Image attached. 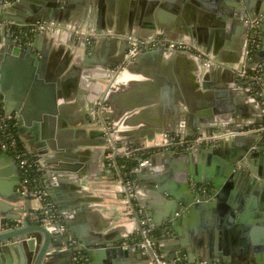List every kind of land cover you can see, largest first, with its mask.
Listing matches in <instances>:
<instances>
[{
    "label": "crops",
    "instance_id": "1",
    "mask_svg": "<svg viewBox=\"0 0 264 264\" xmlns=\"http://www.w3.org/2000/svg\"><path fill=\"white\" fill-rule=\"evenodd\" d=\"M44 1L24 0L15 7L14 0H0V18L7 22L29 24L26 21L33 20L39 11H43ZM147 1L64 0L67 13L63 14L62 21L67 26H74L75 32L79 30L76 33L73 31V39L82 36L92 38L95 33L104 32L99 34L101 37L95 35L99 39L103 38L102 36L107 37L106 41L101 42L97 53L68 44L71 41L64 30L57 38L53 33L47 36L33 34L17 38L1 26L0 50L9 34L24 44H30L35 40L37 46L34 47V51L38 60L42 62L43 52L47 57L43 66L38 61L34 69L29 63L19 66L12 63L3 64V59H0V71L9 67L10 72L12 70V77L16 76L28 85L27 95L20 110L28 116L40 111L42 116L31 117L33 119L28 122L20 120L15 105H10L12 111L7 115L9 114L16 126L21 149L36 158L41 173L36 187L45 188L48 184L47 176L57 183L55 198L62 209L54 204L49 194L48 197L59 217V222L66 227L68 236L77 242L75 235L69 230L68 222L74 225L73 233L78 232L80 235L85 233L90 236L110 232L118 239L128 233L133 234V237L141 236L142 230L152 228L155 229V234L150 237L157 240L154 246L158 248L160 245L158 240H161L172 258L177 255L174 259L176 264H198L200 262L196 261L200 257L199 253H189L184 248L172 246V238L177 235L173 230L165 236L160 227H151L162 219L161 215L168 203L166 195H158L160 186L158 178L169 186L175 184L180 157L170 160L165 158L164 154L172 151L157 150L150 155L151 169H139L136 173L127 169L131 159L116 155L114 144L124 148L126 146L155 148L167 143L168 137L175 138L176 133H164L162 130L155 132L154 128H169L176 125L179 129L180 122L177 124L173 114L176 109L184 108L180 95L184 97L183 100L189 101L192 84L193 90H196L195 76L198 63L202 68L198 73L200 80L206 72L209 73L206 80L208 88L201 86L200 91L206 94L210 92L212 102L221 105L229 121L240 123V120L244 122L254 120L258 115L253 113V109L258 105L248 96V89H251L252 95L264 96V0H149V3ZM229 1L239 2V8L245 12L244 15L252 13L257 17L253 20L248 19L247 25L243 16L239 17L234 10L231 13L232 6H229ZM252 21H256L257 24L258 40L249 54L248 39ZM147 24L155 26L156 33L152 34L154 35L152 38L169 39V36L163 34L173 36L176 33L177 37L172 40L193 45L196 52H189L191 56L165 52L155 57H144L134 65L136 60L128 57L130 43L127 36L138 37L139 34L150 36L149 32L153 30ZM113 37L116 39H112ZM65 38H68L66 42L63 41ZM122 54L124 61L118 63L117 69L109 70L100 65L105 62L107 66V61L115 60ZM201 60L204 62L201 63ZM207 60L215 62L214 67L218 65L220 67L206 66ZM248 64H252L250 70L260 66L256 80L241 78L238 75L239 68L243 65L248 67ZM120 68L125 78L126 103L130 106L127 107L128 112L125 114L128 118L126 126L114 127L109 115L104 114L105 108L103 114L98 108L100 100L109 90L108 84L113 83V77ZM98 74L113 76L107 81L99 78L101 75ZM0 106L5 110L4 104ZM262 117L264 118V112L258 116ZM107 124L111 128L110 135L105 127ZM255 126L263 127L264 124ZM51 128H54V131H51ZM133 134H137V137ZM110 136L113 140H110ZM263 136L264 131L261 136L250 132L246 134L244 140L233 138L224 142L230 149L234 148L233 150L238 152L248 147L250 153L239 165L245 167L246 173L240 174L237 184L229 190L226 201L229 209L224 218L220 220L217 214L212 213L214 218L211 221L217 225L221 223L222 229L216 228L215 232L205 227L202 232L208 244L216 241H222L223 244L224 237L225 235L228 237L229 232L236 235L228 237V241L236 238L241 243L243 239H249L250 242L253 239L254 245L251 244L250 248L251 251L255 250L261 263H264V155H262L264 152H259L253 145L260 146L264 141ZM208 156L211 157L202 152L195 153L191 162L208 165ZM133 158L135 165L141 157L137 155ZM18 170L20 183L14 190L19 195H26V198L14 197L10 177L0 173V190L7 196L6 199L0 198L4 202V206L0 207V234L12 232L13 226L16 228L26 226L27 217L30 218V223L35 225L36 212H43V200L29 196L30 200L23 192L21 172ZM132 172L139 176H133ZM128 182L132 186L130 189L133 194L128 188L130 186ZM248 188L249 190H246ZM235 215L238 217L234 218ZM7 216H15V220H8L4 224L2 220ZM245 229L249 230L242 234V230ZM36 235L37 232L15 240L19 242V246L22 244L20 248L24 251V248H28L26 240L31 237H36V247L40 246V237ZM15 240L0 242V248L3 249L0 250V264H23L24 256L19 246L14 244L8 248L7 244ZM179 252H183L182 258L179 257ZM190 255L194 262L189 259ZM89 263L94 264V261ZM95 264L151 263L149 260L137 261L135 257L117 255L112 259L107 257L99 259Z\"/></svg>",
    "mask_w": 264,
    "mask_h": 264
},
{
    "label": "water",
    "instance_id": "2",
    "mask_svg": "<svg viewBox=\"0 0 264 264\" xmlns=\"http://www.w3.org/2000/svg\"><path fill=\"white\" fill-rule=\"evenodd\" d=\"M2 1V0H1ZM15 7L19 4L24 2V0H14ZM149 3V0L147 1ZM232 6L231 13L233 10L237 13L239 17L245 19V23L248 25V19H255V16L252 13H248L244 15L239 6L240 3H232L228 2ZM227 3V4H228ZM48 4V5H47ZM43 11H39L35 16L34 19L31 21H26V23H35L39 20H56L57 22L64 24L62 21L63 14L67 13V5L66 3L60 0H45L43 4ZM250 12V11H249ZM263 12V11H262ZM156 21L158 23V15L156 17ZM150 27L151 34L143 35L139 34L138 37L143 39H151L154 35L155 26L152 24H147ZM72 28H75L72 26ZM63 30L60 28H56L50 32H41L37 33L36 35L47 36V34L53 33L54 37L57 36ZM66 32L69 42L68 44H73L74 46H79L94 53H97L101 42L106 41L107 37L102 36L100 38L99 34L104 32H97L94 34V37L98 38H89L88 36H82L78 39H73L74 32L70 30H64ZM119 32V31H116ZM131 32V31H129ZM76 33V32H75ZM98 34V36H95ZM158 35V32H157ZM169 36V39L172 40L176 38V33L173 36L163 34ZM68 38L63 39L64 42L68 40ZM112 39H116L113 37ZM30 38L28 39L30 43ZM73 40V41H72ZM76 40V41H75ZM114 41V40H113ZM37 45L35 44V40L31 41L30 44H24L23 41L15 39L13 36H7L6 41L2 45L0 50V59H3V64H17L22 65L29 63L33 68L35 65L38 64V56L34 51V47ZM81 52V50H78ZM165 52H170L172 54L177 53L180 56H191L189 52L181 51V50H164V49H153L149 51H143L136 56H133L132 59L137 61L141 60L147 56H158V54H162ZM127 54H125V57ZM195 56V55H194ZM46 55L43 52V60L40 64L42 66L46 63ZM198 63L197 57H194ZM192 58V60H194ZM124 61V55L122 54L120 57L116 58L115 60L107 61V66H105V62L100 63V65L104 66V68L109 70L117 69L118 63H122ZM204 61L201 60V63ZM133 63V62H131ZM199 65V67H198ZM196 65V81L195 87L196 90L194 91V85L192 84V94L189 97V101L183 100L180 95L181 103L183 104L184 108H178L174 111L173 116L174 119L179 123V129L176 125L172 127H160L154 128L155 132H159L160 130L164 131V133H176V137L178 138H186L192 135H195L199 132H212V131H220V130H228L234 127L244 128V127H257L255 125H262L264 124V118H258V116L262 115L264 112V96H255L250 94L251 89H248V96L253 99V102L258 105L257 108L253 109V113L257 116L254 120L249 122H244L240 120V123H236L235 121H229L228 116L224 111L221 109V105L218 106L215 102H212V97H210V92L204 93L200 91L201 86L208 88V84L206 80L209 77V73L206 72L202 80H200L198 73H200V64ZM213 66V67H212ZM248 68H252V64L247 65ZM220 67L211 65V68H218ZM9 68V67H8ZM1 70L0 71V105L4 104V109L7 110L6 113L11 114L10 105L17 106L16 111L19 113V119L24 120L25 122L30 121L31 117L40 118V111H35L31 115H27V113L21 111L20 107L25 100L27 95L28 85L22 82L16 76L12 75V70L10 69ZM31 68V69H32ZM34 69V68H33ZM44 70V68H43ZM42 70V71H43ZM78 70V69H77ZM122 68H120L116 74L114 75L113 83L108 84V92L105 103L107 106L105 107L104 114L109 115L112 120V125L114 127H120L119 125L126 126L128 122V118L125 114L128 112L127 107L130 106L129 103H126L127 98L124 95L125 91V78L122 76ZM126 72V71H125ZM129 73V69H127ZM88 73V72H85ZM101 74H98V76ZM96 76V74H93ZM112 74H103L99 76V78H103L104 80L111 79ZM28 84V83H27ZM107 88V89H108ZM260 93L262 90L260 89ZM212 94V93H211ZM212 96V95H211ZM211 98V99H210ZM40 115V116H39ZM237 113V117H238ZM22 117V118H21ZM36 119V118H34ZM198 121L200 123H198ZM239 126H234V125ZM20 128V127H18ZM151 129V128H150ZM149 129V130H150ZM187 129V132H186ZM51 131H54V128H51ZM153 131V128L152 130ZM255 134L262 135V131H254ZM132 135V134H131ZM133 136L137 137V134H133ZM248 136V135H247ZM246 135L238 136L235 139L244 140ZM264 139V136H263ZM171 140L170 137L167 138V142ZM243 142V141H242ZM241 142V143H242ZM138 144V142L136 143ZM259 152H264V141L260 146L257 144L253 145ZM130 146H126L122 149H128ZM234 148H229L227 144H216L210 147H204L202 145L195 146L194 148L188 151H172L167 154H164L165 158L170 160L179 158V169L177 175V184H172L171 186L168 183H162L159 180L160 186L158 187V195H163L168 197V203L166 204L165 211L163 215H161V220H158V223L152 224L151 227H160L161 232L168 236V233L173 230L175 232L174 237L172 238L171 244L174 247H179L180 249H185L189 253H199L200 257L196 262L206 261L208 264L215 263H238V264H264L258 260V256L253 249L251 251L250 245H254V241L250 242L249 239H243L240 243L236 238H233V241H228V237L232 235H236L229 232L228 237L225 235L224 243L222 241H216L213 244L206 243L205 237L203 236L202 232H204L205 227L211 228L216 232V228L222 229L220 226L221 223L218 225L212 222L213 214H217L220 220L224 218L225 213L228 211V204H227V195L229 194V190L233 188L237 184V178L240 174L246 173L245 167H241L240 162L246 159L247 154L250 152L248 151V147H245V150L242 152H238L237 150H233ZM256 150V151H257ZM202 152L204 154H209L211 157L208 156L207 163L208 165H200L192 163L191 160L193 159V154ZM253 155V154H252ZM255 156H258L254 153ZM264 155V154H262ZM129 161L130 165L127 166L128 170L136 171L141 170H148L151 169L152 160L150 159L148 164H141V159H138L137 164L134 165V158H130ZM205 166H208L205 168ZM19 166L15 161V155L13 151H10L9 147H2L0 145V173L4 174L5 176L10 177V185L13 188L14 197L18 196L26 198V195L17 194L14 190V187L20 183L19 178ZM132 175L139 176V174H135L132 172ZM48 180V184L45 186V190L48 192L50 197H52L54 204L59 207L61 206L57 202L55 198V192L57 191L56 185L50 176L46 177ZM236 178V179H235ZM125 180V178L123 177ZM250 188V187H249ZM246 189V190H249ZM0 198L6 199L2 191L0 190ZM0 200V207L4 206L3 200ZM28 199L31 198L28 196ZM11 200V199H7ZM29 211V210H28ZM61 213L66 218V215L61 210ZM213 213V214H212ZM239 213L241 211L239 210ZM44 212H36V221L35 225L30 223V218H26L25 225L16 228L13 226V231L8 232L5 234H0V242H7L10 239H18L23 238L26 235L31 233H36L40 237V246L36 247V237H31L26 240L28 248L24 251L20 248L22 244L19 246V242L17 240L13 241L10 244H7L10 248L17 244L20 248L22 256H24L23 264H92L89 261H94V264L99 259H112L117 257V255H123L125 257H135L137 261L149 260L151 264H154L153 259L155 260V254L159 255L162 259L167 260L172 264H176L174 259L169 255V252L166 248V245L161 240H158L160 245L158 248L154 246L157 240L155 238H150L152 242V246H149L150 254H144V247L142 246V242L144 241L145 237L143 235L133 237V234H125L119 237L113 236L110 232L106 233H96L88 236L85 233L74 232V225L68 222L69 230L72 235H75L77 242L75 247L71 248H63V241L67 238L68 233L64 234H57L53 235L48 228L40 222V218L38 216H42ZM210 215V216H209ZM197 217V219H195ZM234 218L238 216H233ZM20 217H18L19 219ZM38 218V220H37ZM15 220V216H7L2 222L5 224L7 221ZM139 222V219H137ZM198 220V221H196ZM196 221V222H195ZM62 223L59 222L57 225H61ZM241 230V229H240ZM249 229L242 230V234H246ZM183 232V233H182ZM220 232V231H219ZM246 240V241H245ZM23 241V240H22ZM25 241V240H24ZM11 245V246H10ZM0 250H3L0 248ZM179 257L182 258L183 252L178 253ZM190 260L194 262L195 260L192 256H189ZM152 259V260H151ZM193 259V260H192ZM203 259V260H202Z\"/></svg>",
    "mask_w": 264,
    "mask_h": 264
},
{
    "label": "built area",
    "instance_id": "3",
    "mask_svg": "<svg viewBox=\"0 0 264 264\" xmlns=\"http://www.w3.org/2000/svg\"><path fill=\"white\" fill-rule=\"evenodd\" d=\"M5 27L7 32L14 37H21L26 35H33L41 32H50L53 31L56 28H60L62 30H71L74 31L75 29L71 26H67L65 24H61L57 22L56 20H40L35 23H29V24H17L13 22H7L3 21L0 18V27ZM257 26L256 21L251 22V27ZM76 32H79V30H76ZM253 41L249 42L248 45V52L250 54L252 45L257 44V39L254 35H252ZM127 39L130 43V49L128 53V57L130 59L133 58V56H136L137 54L143 52V51H149L153 49H164V50H181L186 52H196V47L193 45H190L184 41L179 40H170L165 38H151V39H142L135 37L133 35L127 36ZM201 55V54H198ZM205 65L208 67H211V65H215V62H212L210 60L205 61ZM260 73V66H257L255 69L250 70L246 65L241 66L238 70V75L241 78H254L255 80L258 78V75ZM107 94L100 100L99 108L98 110L103 114V110L105 108V100H106ZM10 121L12 122L9 115H7L2 107L0 106V145L2 147L8 146L10 151H13L15 155V160L19 166L20 172H21V178H22V187L23 192L27 194L30 197L33 198H40L43 200V212L44 214L40 218V222L44 224L48 230L53 234H64L66 233V227L61 224H59V217L57 213L54 210V206L52 202L49 200L48 192L43 188L40 189L38 187H32V184L35 180H31L28 176V169L32 166L38 165L36 160L31 161V155L25 152L23 149L18 151V143L17 140L14 138L13 134L8 130ZM14 123V122H13ZM108 129L109 135H110V126L107 124L105 126ZM264 131L263 127H244V128H233L229 130H220V131H212V132H200L195 135L186 137L184 139L182 138H172L169 142L163 144L161 147H155V148H143V147H132L128 149H122V147H119L114 144V150L116 152V155H120L124 158H133L135 156H140L141 158V164H148L150 160V155L157 151V150H163V151H182V150H189L194 148L195 146H206L209 147L211 145H214L217 142L223 141V140H230L233 138H236L238 136L246 135L250 132L254 131ZM110 140H113L112 136H110ZM129 183V190L132 193V188L130 182ZM149 228H145L142 230V235L145 237L144 241L142 242V246L144 247V254H150L149 246H152L151 237L149 235ZM76 241L71 237L67 236V238L63 241V248H71L75 247ZM155 260L153 259L154 264H171L167 260L162 259L159 255L155 254L154 256ZM152 260V259H151ZM198 264H208L206 261H202Z\"/></svg>",
    "mask_w": 264,
    "mask_h": 264
},
{
    "label": "trees",
    "instance_id": "4",
    "mask_svg": "<svg viewBox=\"0 0 264 264\" xmlns=\"http://www.w3.org/2000/svg\"><path fill=\"white\" fill-rule=\"evenodd\" d=\"M255 45H252V48L254 47ZM14 136V138L18 141V135H17V129H16V126H14V123L13 121L11 122L10 121V124H9V129H8ZM18 143V151L21 150L22 146L21 144L19 143V141L17 142ZM32 160H36V158H34L33 156H31V161ZM28 176L31 180H35L32 184V187H35L38 183V180L40 179V176H41V173H40V170H39V167L38 165H35V166H32L28 169ZM155 234V229H152L150 228V231H149V235H154Z\"/></svg>",
    "mask_w": 264,
    "mask_h": 264
},
{
    "label": "flooded vegetation",
    "instance_id": "5",
    "mask_svg": "<svg viewBox=\"0 0 264 264\" xmlns=\"http://www.w3.org/2000/svg\"><path fill=\"white\" fill-rule=\"evenodd\" d=\"M256 28H257V26H255V27H251V29H250V37H249V42H251V41H253V36L252 35H254L255 36V38L258 40V35H257V30H256ZM154 38H158V37H154ZM5 111V110H4ZM5 113H6V111H5ZM7 114V113H6ZM9 115V114H8ZM15 126V125H14ZM234 128H239V127H234ZM233 129V128H232ZM224 130V129H223ZM229 130V129H228ZM225 141H227V140H223V141H220V142H217V143H215L214 145H216V144H222V143H224ZM211 146H213V145H211ZM204 147H206V146H204ZM210 147V146H209Z\"/></svg>",
    "mask_w": 264,
    "mask_h": 264
}]
</instances>
